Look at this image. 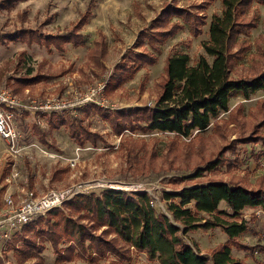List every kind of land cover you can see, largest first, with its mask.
<instances>
[{"label": "rangeland", "instance_id": "rangeland-1", "mask_svg": "<svg viewBox=\"0 0 264 264\" xmlns=\"http://www.w3.org/2000/svg\"><path fill=\"white\" fill-rule=\"evenodd\" d=\"M3 1L0 3L5 4ZM199 3L200 0H93L92 4L89 0H13L6 7L0 6V86L12 90L17 83L16 78L42 75L16 94L23 97L28 91L31 96L43 97L50 93L65 95L83 89L106 79L113 65L121 59V54L131 48L139 30L148 27L167 5L200 12L206 23L201 26L199 35L190 36L184 27L167 38L153 65L140 68L122 87L108 92L105 89L106 99L115 108H102L113 111L119 107L153 105L169 54L186 53L190 65L200 55L211 61L200 42L208 37L212 13L221 12V1L212 0L206 7L197 6ZM252 10L258 15L257 24L249 36L252 45L231 70V77L251 73L252 61L258 60L255 40L264 34V4L253 3ZM83 14H86V20L79 28L86 38L83 44L74 46L66 42L62 51L53 46L49 50L27 36L34 30L43 34L65 31L73 27ZM140 48L137 45V49ZM85 107H89L87 113L83 107L67 114L77 116L81 123L101 136L102 141L95 145H77L65 126L50 129L47 123L49 116L42 124L29 115L19 118L21 144L26 148L17 157V184L26 179L36 194L78 183L82 184L83 191L94 192L115 186L126 191L146 189L154 197L155 206L165 210L161 199L163 190L174 191L183 185L210 179L241 181L246 186H256L260 180L264 181V145L259 143L239 142L235 153L224 152L231 160L218 163L211 169L204 168L208 162L216 160L221 148L231 139L248 135L253 125L264 118V91H256L248 99L240 96L229 99V109L235 111L238 122H230L226 126L222 121L228 119V112H221L217 130L211 124L204 131L194 130L187 136L155 130H124L121 134H114L92 105ZM258 131L264 133V125L259 126ZM127 146L133 149L132 154L137 153L141 158L126 155L124 147ZM10 163L4 151V141L0 138V194L4 186L2 177L10 171ZM199 168L203 174L189 178V173ZM178 176L186 178L172 182L171 178ZM244 213L247 229L237 239L258 250L252 256L246 250L231 245L230 253L248 264H258L256 259L264 260V253L259 250L264 245V211L245 209ZM21 233L18 227L9 252L0 257V264H104L108 261H113V264H157L147 260L143 253L133 251L127 259H116L107 254L99 261L84 257L59 262L49 242L40 238H37V245H41L42 250L35 253L32 246H28L35 254L19 262L20 249L26 246ZM186 237L197 244L201 253H210L228 241L220 228L191 230Z\"/></svg>", "mask_w": 264, "mask_h": 264}, {"label": "trees", "instance_id": "trees-1", "mask_svg": "<svg viewBox=\"0 0 264 264\" xmlns=\"http://www.w3.org/2000/svg\"><path fill=\"white\" fill-rule=\"evenodd\" d=\"M211 1L200 0L197 6L206 7ZM220 1L221 12L212 13L208 37L200 42L211 61L200 55L190 65L186 53L174 52L165 59L164 76L153 105L119 107L113 111L93 106L112 133L155 130L187 136L194 130L204 131L211 124L217 130L221 112H228V119L222 121L226 126L230 122H238L235 111L229 109L230 98L240 96L248 99L256 91H264V34L255 40L258 60L252 61L251 73L230 76L231 70L252 45L249 36L258 19L252 10L253 3L264 4V0ZM3 2L5 4L0 3V6L6 7L13 0ZM92 3L93 0H89V4ZM200 14L180 6L164 7L148 27L138 32L131 48L113 65L106 78V91L122 87L140 68L153 65L161 45L179 29L186 27L190 36L199 35L201 26L206 23ZM85 20L86 14H83L73 27L65 31L43 34L34 30L27 36L49 50L53 46L62 51L66 42L74 46L85 42V35L79 31ZM137 45L141 48L137 49ZM41 76L16 78L12 91L16 93ZM82 110L87 113L89 107ZM47 123L50 129L67 127L70 137L79 146L102 141L96 131L90 130L72 114H52ZM261 125H264V118L253 125L248 135L231 139L221 148L216 160L208 162L204 168L211 169L218 163L231 160L224 152L235 153L239 142L264 145V133L258 131ZM124 148L126 155L141 158L137 153L132 154L131 147ZM201 174L199 168L188 176L194 178ZM184 178L178 176L171 180L175 183ZM161 199L165 210L155 206L154 197L146 189L126 191L110 187L99 192L75 194L61 206L53 207L20 226L26 246L20 249L22 255L18 256V261L42 250V246L37 245V238L49 242L59 262L84 257L99 261L107 254L116 259H127L133 251L143 253L147 260L157 264H248L231 255L230 246L244 249L252 256L257 252L256 247L237 238L247 229L245 209L264 211V181L260 180L256 186H246L241 181L210 179L183 185L174 191L163 190ZM213 228L222 229L228 241L210 253H201L197 244L186 237L188 231ZM28 246H32L35 253ZM259 250L264 253V245ZM256 262L264 264L262 259H256ZM104 264H113V261Z\"/></svg>", "mask_w": 264, "mask_h": 264}, {"label": "built area", "instance_id": "built-area-1", "mask_svg": "<svg viewBox=\"0 0 264 264\" xmlns=\"http://www.w3.org/2000/svg\"><path fill=\"white\" fill-rule=\"evenodd\" d=\"M105 89L106 79H102L65 95L50 93L34 97L26 91L22 97L8 87L0 86V138L4 141L5 154L11 160L10 171L3 176V181L10 185L19 176L16 160L26 148V145L21 144L22 134L18 126L20 117L29 115L35 122L42 124L46 116L75 112L86 105L115 108L106 99ZM83 190L82 184L78 183L49 189L43 194H36L26 186H22L15 196L10 191L4 193L3 206L0 208V257L9 252L13 234L18 227L35 216L44 215L53 207L61 206L64 201Z\"/></svg>", "mask_w": 264, "mask_h": 264}, {"label": "crops", "instance_id": "crops-1", "mask_svg": "<svg viewBox=\"0 0 264 264\" xmlns=\"http://www.w3.org/2000/svg\"><path fill=\"white\" fill-rule=\"evenodd\" d=\"M140 31V30H139ZM135 39L136 38H134L133 39V41H135ZM133 43V42H132ZM131 45V44H130ZM123 54V53H122ZM121 54V55H122ZM16 165H17V160H16ZM3 178V177H2ZM19 177H17V179L12 183V184H10V185H7L4 181V186H2L1 187V189H2V191H1V194H0V208L3 206V204H2V197H3V195H4V193H6L7 191H10V192H12L13 194H14V196L15 195H17L19 192H20V189H21V187L22 186H26L27 188H29V189H31L28 185L29 184H27L26 182H25V180L24 181H20V184H17V180H19L18 179Z\"/></svg>", "mask_w": 264, "mask_h": 264}]
</instances>
